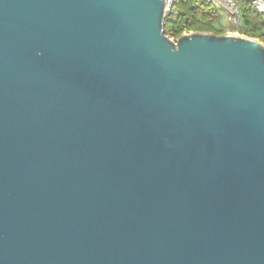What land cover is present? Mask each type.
<instances>
[{
	"label": "water",
	"instance_id": "water-1",
	"mask_svg": "<svg viewBox=\"0 0 264 264\" xmlns=\"http://www.w3.org/2000/svg\"><path fill=\"white\" fill-rule=\"evenodd\" d=\"M165 8L0 0V264H264V43Z\"/></svg>",
	"mask_w": 264,
	"mask_h": 264
},
{
	"label": "trees",
	"instance_id": "trees-1",
	"mask_svg": "<svg viewBox=\"0 0 264 264\" xmlns=\"http://www.w3.org/2000/svg\"><path fill=\"white\" fill-rule=\"evenodd\" d=\"M243 25L228 29L221 25V14L203 0H175L164 18V31L168 37H180L188 29L198 28L215 34L237 31L248 37L264 42V16L248 1L241 2ZM222 27V28H219Z\"/></svg>",
	"mask_w": 264,
	"mask_h": 264
},
{
	"label": "built area",
	"instance_id": "built-area-1",
	"mask_svg": "<svg viewBox=\"0 0 264 264\" xmlns=\"http://www.w3.org/2000/svg\"><path fill=\"white\" fill-rule=\"evenodd\" d=\"M175 0H166V12L171 8ZM215 9H217L221 14V25H229L239 29L242 25V12H241V2L248 1L251 5L264 16V0H203ZM240 34L239 32H235Z\"/></svg>",
	"mask_w": 264,
	"mask_h": 264
},
{
	"label": "rangeland",
	"instance_id": "rangeland-1",
	"mask_svg": "<svg viewBox=\"0 0 264 264\" xmlns=\"http://www.w3.org/2000/svg\"><path fill=\"white\" fill-rule=\"evenodd\" d=\"M226 27L228 28V27H230V26H229V25H226ZM219 28H222V27H219ZM228 29H231V28H228ZM195 32H208V33H212V32H209V31L201 30V28L198 27V28H193V29L185 30V31L181 34V36H183V35H185V34L195 33ZM228 32L235 33L236 31H228ZM228 32H226V33H228ZM213 34H215V33H213ZM223 34H225V33L216 34V35H223ZM240 34H241V33H240ZM241 35H243V34H241ZM181 36H180V37H181ZM180 37H176V38H174V37H169V38H171L173 41H176V40H177L178 38H180ZM251 38H254V39L259 40L258 38H255V37H251ZM259 41H261V40H259ZM261 42H262V41H261ZM263 43H264V42H263Z\"/></svg>",
	"mask_w": 264,
	"mask_h": 264
}]
</instances>
